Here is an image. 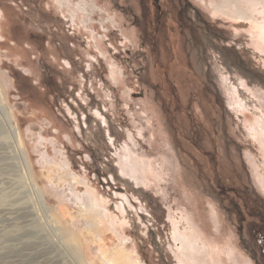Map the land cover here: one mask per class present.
<instances>
[{
  "label": "rangeland",
  "instance_id": "1",
  "mask_svg": "<svg viewBox=\"0 0 264 264\" xmlns=\"http://www.w3.org/2000/svg\"><path fill=\"white\" fill-rule=\"evenodd\" d=\"M138 3L0 0V264H264V0Z\"/></svg>",
  "mask_w": 264,
  "mask_h": 264
},
{
  "label": "flooded vegetation",
  "instance_id": "2",
  "mask_svg": "<svg viewBox=\"0 0 264 264\" xmlns=\"http://www.w3.org/2000/svg\"><path fill=\"white\" fill-rule=\"evenodd\" d=\"M169 1H170L171 5L168 3ZM137 2H139L138 5H140V7L142 8V12L146 11V8L149 9L151 4L154 5V7H155L154 14H156V18L153 20V23H154V21L156 23L158 21L164 22L163 18H165V17H167V20H169V18H171L173 15V13L171 12V10H172L174 12V15H173L174 18L172 17L171 21L175 22V24L177 26V31L179 33L183 32V31H189L190 32L195 27L194 22L188 17V14L184 13V11H183L184 4H185L184 0H137ZM167 5L171 8V10L168 9ZM186 42H187V40H186ZM226 188L227 187H224L223 191L220 190L221 195L222 196L223 195L232 196V198L231 197L228 198V201L231 204V206L241 207L242 204H240L237 201L238 195L234 191V187L231 186V187H228V189H226ZM233 199L237 203V205L233 204ZM226 203H228V202L226 201ZM252 204L253 203L251 202L248 205L247 202H245L247 209L251 208L253 206ZM243 223H245V226L243 224L244 227H246V225H247L248 227H251V229L253 231V235L251 236V234H250V236H251L250 238H252L253 244L255 245L252 253L255 257H257V259H260V253H263V251H264V246L261 243L263 231H262L261 227L253 229L252 226H255V227H257V225L260 226L259 224H257L256 219H252V220L246 219V220H244Z\"/></svg>",
  "mask_w": 264,
  "mask_h": 264
},
{
  "label": "bare ground",
  "instance_id": "3",
  "mask_svg": "<svg viewBox=\"0 0 264 264\" xmlns=\"http://www.w3.org/2000/svg\"><path fill=\"white\" fill-rule=\"evenodd\" d=\"M4 121V124L6 125V126H9L8 124H7V120H3ZM14 130V131H13ZM11 135L13 136V141L15 142V138L17 137V132H16V129H14V127L12 126L11 127ZM15 136V137H14ZM22 153V152H21ZM22 158V157H21ZM124 207V206H123ZM125 212H126V209H125ZM128 212V211H127ZM125 214V213H124ZM134 262V261H133Z\"/></svg>",
  "mask_w": 264,
  "mask_h": 264
},
{
  "label": "trees",
  "instance_id": "4",
  "mask_svg": "<svg viewBox=\"0 0 264 264\" xmlns=\"http://www.w3.org/2000/svg\"><path fill=\"white\" fill-rule=\"evenodd\" d=\"M159 3V2H158Z\"/></svg>",
  "mask_w": 264,
  "mask_h": 264
}]
</instances>
